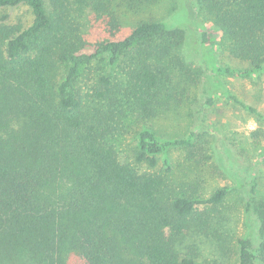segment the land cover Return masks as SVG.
I'll use <instances>...</instances> for the list:
<instances>
[{"label":"trees","instance_id":"16d2710c","mask_svg":"<svg viewBox=\"0 0 264 264\" xmlns=\"http://www.w3.org/2000/svg\"><path fill=\"white\" fill-rule=\"evenodd\" d=\"M163 1L0 0V264H264L262 207L258 241L228 246L231 189L204 187L226 179L213 152L197 132L164 139L155 127L197 86L185 48L198 16L245 65L204 53L208 96L262 122L221 79L264 73V0H195L123 34L126 15ZM21 7L29 19L12 20ZM199 35L204 46L215 34ZM251 136L264 142V128ZM170 152L182 154L177 180L159 162Z\"/></svg>","mask_w":264,"mask_h":264},{"label":"rangeland","instance_id":"374dc122","mask_svg":"<svg viewBox=\"0 0 264 264\" xmlns=\"http://www.w3.org/2000/svg\"><path fill=\"white\" fill-rule=\"evenodd\" d=\"M194 2L195 0H166L143 10L139 15H126L123 22L125 24L123 34H127L133 24L140 19L152 17L167 20L172 10L179 11L184 3ZM9 12L14 21L22 17L23 20L29 19L25 7ZM196 12L197 10L195 14ZM186 27L188 45L185 52L188 60L193 63L192 69L198 72V75L191 74L198 83L197 86L183 88V93L180 95L183 102L172 107V114L161 116L155 122V127L164 139L183 138L190 131L202 136L201 143L213 152L215 161L222 167L226 176L224 181L206 176L204 187L207 193L215 192L223 187L231 189L227 199L229 221L226 225V233H231V237L225 238L228 246H236L237 238L247 239L255 244L258 241L260 226L258 207H262L264 211V156L262 155L264 142L253 140L251 131L258 126L264 128V73L250 77L227 76L221 79L230 91V95L256 109L262 117L260 119L262 122H258V117L236 105L221 93L216 92L208 96L210 73L204 53L213 55L218 66L241 69L245 68V65L231 58L220 43L219 35L214 32L213 25L202 16L191 19ZM203 30L209 34H215L211 36L210 43L204 46L199 40V34ZM124 137L126 138L121 146L122 159L125 155L131 154L134 143L132 135ZM166 158L174 162L175 180L180 179L183 170L182 154L167 153L160 157V164ZM179 164L181 165L178 166ZM223 237H226L225 234ZM212 258L213 255L206 253L207 260Z\"/></svg>","mask_w":264,"mask_h":264}]
</instances>
